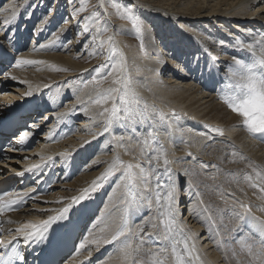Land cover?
Instances as JSON below:
<instances>
[{
    "label": "bare ground",
    "instance_id": "obj_1",
    "mask_svg": "<svg viewBox=\"0 0 264 264\" xmlns=\"http://www.w3.org/2000/svg\"><path fill=\"white\" fill-rule=\"evenodd\" d=\"M149 1H141V6L143 5V8H147L156 14L154 18L156 21L155 30L157 29L158 31H154V29H152V31L145 34V39L147 40L145 50L143 47H138L136 42H132L128 39L123 42L119 41L121 44L118 45L121 47L122 51H124V54H126L125 59L123 58L122 60L123 64H126V67L124 68L126 69L128 67V70L127 72H124L123 70L122 74L118 73L117 75L119 76L121 83H116V89L117 91L119 90V100L117 103L118 112L114 118L113 130L114 133L119 130H124L128 133V135L125 134L128 141L122 144V146H124V144L127 143L128 147H123L124 151L122 153L118 150L116 152L114 151L112 155L105 157L104 160L99 157V154L102 155L103 152L98 154L92 152L99 145L100 147L106 146L108 140L105 139L104 142H102V140H104L106 135L109 133L101 135V137L99 136L100 138L94 139V141L90 140L89 142L88 139H92L94 136L103 131L104 127L102 128V124L105 126L106 123V121L102 120L103 114L105 113L104 109H110L112 106H104L103 104L100 105L101 108L99 107L96 110H94V107V109H87V105L83 104L84 102L81 103L82 100L85 101L87 99L88 104L91 106L97 105L93 104L92 101L100 98V96H93L90 93H77L80 101L74 99L68 100V102H66L67 105L55 112L57 110V104L53 102L56 101L58 103L61 101V94V96H64L67 93V96L70 95L69 92H64V87H66L65 85L73 84L74 87H79L82 86V84H86L88 81V77L86 75L89 71H85L88 67L84 64L85 61H79V55H67L65 53L67 51L64 50L65 46L63 47V45L68 37V33H65L64 35L59 34V39L58 37L53 36L51 38H45L44 36H46L48 30L55 25L56 21H54L55 19L52 20L53 18L50 19L49 22L46 21L47 19H44L40 23L41 26H37L39 29L37 30L38 35L36 34L34 40L28 47L25 44V39L28 36V31L30 29L28 25L32 20L36 19V16L39 15L35 13L31 15L30 18L26 17L27 20L22 22V15L24 11L28 9V5H25L23 12H19L16 15L18 18L16 17L10 24H5V20H11V18H3L6 15L7 10L9 8L12 9V7H10L9 4L8 6L5 4L3 8H0V20L2 22V24L0 23L2 25L0 26V58L4 57V59H0V66L5 67V57L10 56V54L18 49V59L40 60L41 62L45 61L47 64L49 63L48 67L50 68H45L46 71L44 74L38 75L35 80L33 78L31 80L27 73L26 75L17 74L14 80L16 83L14 88L10 86L11 84L6 78L9 74L6 73V75H2V81H0V83L3 84L2 88L6 89V91L11 90L12 94L5 96L6 94L4 95L3 92H1L3 96L0 97V119L2 117H6L9 114L8 112L16 109L14 107L15 104L22 105L28 102L30 104V109L34 110L35 108V110H38L40 108L44 111L43 113H40L39 111L37 115V118H39L38 123H28V126L24 128L23 131L28 127H33L31 129V133L33 135V133H36L40 129H44L45 127L48 132L46 130V132L43 133L45 137H40V140L38 141L40 147L38 146L36 149L24 153L20 152L21 147L17 146L16 150L13 151V153L18 154L21 158L24 157L25 161L23 163L21 162L22 165L16 162L13 156H7V160L2 166L8 167L10 172L5 173V171L0 168V184L4 181L11 180H17V182L21 184L23 183L22 179H25L29 175L37 176L40 173L46 174L49 171L55 174L61 173L62 175H65L68 174L70 169L74 170L76 164L77 167H79L78 162L81 163L84 160L87 161L88 156L96 154V157L94 156L88 159L91 160L90 164L86 165L79 176L76 177V179H73L71 183L58 181L53 185V187L57 190L55 192L53 190V194L32 199L31 202L19 212L4 216L3 230L5 234L12 233V235H18L15 231V229L18 228L17 226L32 222L29 220L31 218L42 219L47 218L48 215H55L58 209L71 203V197L79 195L82 189L88 187L94 179L100 176V174L109 167L110 162H112L115 158L118 157L119 160L124 163H132L134 165L137 163L140 164L141 159L148 162L152 155H157L158 153L155 150L158 148H162V150L166 153L167 158L172 162L174 161V158L176 160L178 155L180 158L181 156H188L191 160L196 162V168H201L202 163L207 165L215 164L217 166L216 168L208 167L204 169L201 168L200 170L210 171L209 175L212 176V179H214V181L209 180V182L206 180V184H208L211 188L216 187L217 193H219L218 196L220 197L225 194V196L234 197L232 198L233 200L248 203L251 206V215L246 219H250L251 223L253 222V224H255L258 222L255 218L264 220V211H261V209H264V199L258 198L260 196L258 188L250 186L252 183L264 184V147L260 143H257L252 138L253 136L251 134H248L238 126L240 124L239 117L231 113L220 101V99H218V90H220L222 94L230 90V83L228 79L225 78L224 83L216 88L208 79L207 72L204 69V66L209 64L212 58H215L221 66L231 64L234 56L242 54L233 47V44L236 43L238 39L242 38L243 43L245 44L253 43L254 39H259V35L254 38L251 34L264 33V15H261V13H264V3H260L259 6H255L257 4V0H162L161 2L166 1V4L171 1L170 4H172L173 8L177 10L171 11L165 8L153 7ZM170 4L168 5L170 6ZM164 21H166L170 27L174 28L173 24L175 22L177 26L175 27L177 30L171 28V34L175 37H171L168 41V36L165 35V33H162V31L165 30L164 26H167L164 25ZM118 24L119 23L116 25L119 29L120 25ZM180 26L189 27L190 33L187 32L188 29L185 28L186 30H184ZM193 26L196 27V30ZM124 30H126V28ZM154 32L156 35H154ZM127 34H130V32ZM159 35L160 38L158 41L157 37H159ZM36 37L38 38V41L35 40ZM121 38L122 40H126V37ZM175 38L177 39L176 41H174ZM53 40L55 42L53 44H49V41ZM155 43L160 45L164 55H170L168 56V61H166V57L162 59L161 51H153ZM180 43L183 44L180 45ZM41 45H45L47 47L41 48ZM184 46L186 49L183 48ZM126 50L129 51V53ZM143 51H145V54H143ZM151 51L155 53H153L154 55L149 58L146 55L151 53ZM247 53L248 49L245 48L244 54ZM260 54L261 50L257 47L254 55L259 57ZM197 60H199V65L196 64ZM174 65H177L176 67L179 69L178 71H176L177 69H174L176 68ZM61 69H66L62 70L64 71L63 81H60L54 74H46L48 71L59 72ZM226 72L227 68H225L224 72L220 73V76L224 78L226 76ZM70 78L71 80L72 78H78V81L84 78V80L82 81L83 83L81 82L79 84L70 83L71 80H68ZM58 80L60 82L56 85L54 81L57 82ZM46 85L49 87H45ZM18 90H24V94L21 96V99H19L18 102L13 101L5 103L8 98L10 100L18 99L19 97L13 96V94L19 92ZM28 91H32L33 95L30 97L26 96L25 93ZM101 91L103 93L105 92V90ZM125 93H127L128 98L127 104H123L120 100V96ZM18 94L21 93L19 92ZM48 96H51V100H46ZM54 97L56 98L55 100ZM114 98L115 97L113 96V99ZM84 108L89 111L90 116L86 115L87 112L85 113V111V115L83 114L84 116H81L80 112ZM126 108L130 110L129 113H126ZM144 108H147V111H144ZM70 109L75 110L69 111ZM154 111H156V114L165 112V117L167 118L164 120L159 119L160 122H157L156 120L158 117ZM173 111L180 117L179 120L170 119ZM61 114L64 115L62 118L58 119V117H61ZM76 115L83 118L78 125L80 130L83 129V127H86V125H94L92 128L96 129L101 128L98 129L97 133L93 134V136H89V138H87L88 136L85 137L86 139L83 141L81 149L69 148L72 144L70 142L66 144L67 147L69 146L68 148L64 146L65 143L60 145H53L54 143L51 144L52 141H57L58 139H63L67 136V133L70 131L69 127H72V121ZM45 117H48V119L45 120ZM44 121L46 122L42 123ZM50 122L52 123L49 125ZM35 125H39V127H36ZM116 125H118L120 129L118 127L114 128ZM203 126L219 127L223 130L224 135L220 136L219 134L213 133L214 139L207 140L197 134V130H203ZM135 130L138 131V135H142L143 133L141 134L140 132L143 131H147V133L151 132L152 135L150 137L145 134L144 137L138 136L135 134ZM130 133H132L131 136ZM159 133H161V138L162 135H167V139L166 137L163 139L168 144L169 149L161 146V141H158L157 139ZM54 138L55 140H53ZM145 139L148 140L147 144L143 143ZM73 142L75 143V140ZM110 142L115 141H111L110 137ZM13 144L16 145L15 143ZM132 147L136 149V152ZM117 149L121 150V144L118 145ZM68 151L70 152L67 153ZM139 151L141 152L140 155L138 154ZM189 153H191V155H188ZM194 157L195 159H193ZM96 160H98V166L97 163H94ZM55 162H57V165L53 166V163ZM33 165H40L41 167L34 169L32 172H27L26 169L31 168ZM140 165L144 170L143 173H141L140 169L134 168L133 177L130 183L128 181H118L117 176H114L110 180L104 182L102 187L91 193L89 199H93V204L96 205L102 200L106 187H108V185H112L111 183L116 180L117 182L114 185L115 192H112L110 198L111 201L107 203V201L103 200L104 207L101 212H108V208L114 203L116 205V203L120 201L121 204L117 206V210L115 212H109L108 214H105L104 212L99 217L103 225L97 228L98 230L96 229V231L92 232L90 241L99 237L110 238L111 234L116 230L117 226L121 223L122 217L124 216L128 217L129 226L131 228V224H133L134 220H136V218H138L144 211L148 199H144L143 204L137 203L135 206L128 207L127 210L124 202L127 199L133 198L139 200L146 195V192L140 189V186L145 184L143 181L144 176H147V183L151 182L153 179L155 186L157 179L159 178V183L163 184L160 189L161 196L163 197L166 195L170 182L168 177L164 175L163 168H156V163L153 161L149 173L147 171V166L145 167L142 164ZM171 165L172 163L170 164V168L173 173L172 181L175 182L180 179V175H178L176 171H173ZM55 167L57 168L55 169ZM99 168L100 170H98ZM85 170L87 171L84 172ZM61 171L65 172L62 173ZM18 173H23V175H18ZM64 181H66V179ZM199 181H201L200 178ZM31 185L30 190H34L35 184ZM120 185H123L121 189H119ZM20 193L23 194L24 192L20 191ZM129 193H131V196ZM178 195L179 197L182 195L180 190H178ZM148 197L150 198V194ZM89 199L84 201L82 205H79L80 209L84 207L82 209V216H85L88 210L87 207ZM116 199H118L117 202ZM57 201H62V203H57ZM207 201L209 203V208L216 204L224 210L225 205L222 203L214 202L215 204H213L212 199H208ZM193 208L198 211V216L195 212V214L188 212L186 215L193 218V220L195 219L197 223L204 221L202 218L208 216V208L203 206L200 202L193 204ZM237 208L241 211L239 204H237ZM237 208L229 206V209L227 210L233 212L237 211L235 210ZM161 211H163L162 208ZM155 213L158 218H160V221L161 219H166L165 217H161L159 215L156 211V207ZM188 216H186V218H188ZM99 218H97L95 224H97ZM205 220L209 224L208 226H213L210 224L211 222L208 218H205ZM8 221L12 222L8 223ZM177 223L179 228L183 230V236L177 235L168 241L161 238L166 233L160 222L156 228L153 227L155 225H153L151 221L147 225L145 224L148 228L147 232L155 234L159 232L158 234L161 236L159 239L160 244L164 245L163 248L168 250L166 251V255L167 257H170L168 258L171 261L170 264H175L172 252L173 245H176L177 251L182 253L183 244L180 243V241H182L185 237L192 236L193 234L198 237V231L194 230L196 232H189L186 229L187 226L182 222V219H180L179 216L177 217ZM85 226H87V224ZM242 228H244V226H242ZM82 230H84V228H82ZM121 240H123V238H121ZM131 240L132 237L129 238L128 242ZM199 241L201 240H195V243L201 264H209L206 262L207 260H204L205 256L203 251L205 249H200ZM191 242L192 241H189L190 244ZM87 243L88 242H85L83 244V248H81L82 244L78 245V253L75 255V259L97 255L100 253L101 248L105 246L102 245L99 249H97L95 244H91L90 250L86 254H83L81 251L84 247H86ZM147 244H153V242L148 241ZM206 245L208 244L206 243ZM121 246L122 245H117V247ZM109 249H114V246L109 244ZM237 249L240 250L241 246L239 245ZM114 251L117 255L114 254L112 260L107 264H125V262L121 259L119 252L115 249ZM140 253L142 252H139V254ZM241 254L246 255L247 252L242 251ZM137 255L138 254H134L133 259L136 258ZM218 256L219 254H217V257ZM219 257H221L220 260L218 258L219 261L216 262L233 264L229 257ZM216 259H214V261ZM140 263L144 264V262H140V260H138L137 264ZM149 263L150 262L146 264ZM150 264L154 263L151 262Z\"/></svg>",
    "mask_w": 264,
    "mask_h": 264
},
{
    "label": "rangeland",
    "instance_id": "obj_2",
    "mask_svg": "<svg viewBox=\"0 0 264 264\" xmlns=\"http://www.w3.org/2000/svg\"><path fill=\"white\" fill-rule=\"evenodd\" d=\"M141 1H145V0H84V11L79 13V15H75L73 13V6L78 7L80 4V0H74V5L70 4L69 0H17V1L0 0V8H3V6L5 4H7V6L9 4V6L12 7V9L9 8L7 10V13L3 19H5L6 17H9V19L11 18V20H12L13 8L16 9L17 14H18L19 12L20 13L23 12L25 5H28V9H26L24 11V13H23L24 16L22 15V19H23L22 22L27 20L26 17L30 18L31 15H33L35 13H37V15H39V16L35 15L36 19L32 20L31 23L28 25L30 28L28 31L29 34L25 39V44L28 47L30 46V44L34 40V37L37 34V30H39L37 26L38 25H39V27L41 26L40 25L41 21L44 19H47L46 21L49 22V20L53 18L52 20L55 19L54 21H56V23L53 27H51L52 29L50 28L48 30V33L44 37L45 38H48V37L51 38L52 36L58 37L59 34L64 35L65 33H68V37L66 38L64 45H63V47L65 46L64 50L67 51L65 53L67 55L68 54L69 55L74 54L76 56L79 55L80 58H78V60L83 61V62L85 61L84 64L88 66L85 71H89V73L86 75L88 77L87 78L88 81L90 80V78L93 75H97L96 69H97V66H100L99 71H100V74L104 77V79L100 80L99 83H87L86 82V84H82V86H79V87H74L73 84L65 85L66 87H64L65 88L64 92H66V93L69 92L70 95L67 96L68 95V93H67L64 96H61L62 95L61 94L60 95V99L62 97L61 101H59L58 103L56 101L53 102V103L57 104V110L55 111V112H57L58 110L62 109L65 105H67L66 102H68V100L74 99V100L80 101L78 96H77L78 94L90 93L93 96H97V97L100 96L101 97L102 95L106 94L108 92V90L116 89V83H114V81L117 78V76H107V72L109 70H111V65L113 63H116L117 61H119L122 65L120 73L122 74L123 70H124V72H127V70H128V67L126 69L124 68V67H126V64H123V60H122L123 58L125 59L126 54H124V51H122L121 47L118 45H120L121 42H123V41H127V39H128V40H131L132 42H136L138 47H143L145 50V48L147 46V43H146L147 40L145 39L146 38L145 34L147 32L152 31V29H154V31L157 30V29L155 30L156 21L154 19L156 14L153 13V11L148 10L147 8H143L142 7L143 5L141 6ZM146 1H149V0H146ZM161 1L162 0H153V1L150 0L149 2L153 7L165 8V9H168L171 11L172 10L177 11L176 9L173 8V5L170 4L171 1L169 3L167 2L168 4H170V6L168 4H166V1L165 2L164 1L161 2ZM159 2H161V3H159ZM124 3H130L131 5H135L136 6L135 13H133V14L125 13L123 11V7H122V5ZM118 4L121 5V7L118 8L117 7ZM130 16L139 17L141 19L139 35L137 34L136 29L133 27L132 19L129 18ZM77 21H79V23H77ZM97 21H99V23H97ZM164 22H165L164 25H167V26H164L165 30L162 31V33H165V35L168 36V38H167V41H168L171 39V37L172 38L175 37L174 35L172 36V34H171L172 33L170 31L171 28L177 30V28H175L177 26H176V22L175 23L173 22L175 24V25L173 24L174 28L170 27V25H168L166 21H164ZM0 23L2 24L1 20H0ZM69 23H72V24H69ZM117 23H119L118 25H120L119 29H118V26L116 25ZM180 27L183 28L184 30L188 29L187 32L190 33L189 27H183V26H180ZM193 27L196 30V27L195 26H193ZM68 28H69V30H68ZM85 28H87V31H84ZM125 28H126V30H124ZM127 31L130 32V34H127L128 33ZM154 35H156L155 32H154ZM121 37H126V40L125 39L122 40ZM59 38L60 37H58V39ZM159 38H160V35H159V37H157L158 41H159ZM35 40L38 41V38L36 37ZM176 40L177 39L175 38L174 41H176ZM101 41H106L107 43L101 45V43H100ZM119 41H121V42H119ZM182 44L183 43H180V45H182ZM154 47L155 48L153 51H161L162 59L166 57L165 59H166V61H168V59H169L168 56H170V55H164V53L162 52L161 47L158 43H155ZM183 48L186 49L185 46ZM127 50H128V48H127ZM153 51H151V53H148L146 56L151 58V56L154 55L153 53H155ZM127 52L129 53V51H127ZM90 53L92 55H90ZM143 54H145V51H143ZM12 59L13 60L8 65L6 70L1 72V73L5 72L4 73L5 75H6V73L9 74V76L6 78L9 81V83L11 84L10 86H12L13 88H14V85H16V83L14 81L15 79H12L11 77H15V76H17V74L26 75V73H27V75L30 76L31 80H32V78L35 80L38 77V75H43L44 72L46 71V69L49 68L48 67L49 63L47 64L45 61H44L45 62L44 63L43 61L41 62L40 60H38L41 62L39 64L21 65V66L17 67L15 65V61L18 59L17 55L15 57H13ZM35 61H37V60H35ZM164 63H165V61H164ZM166 63H168V62H166ZM89 65H90V67H89ZM176 66L174 65V67H176ZM178 68H180V67H178ZM89 69H91V70H89ZM174 69H177V67ZM178 70L179 69H177L176 71H178ZM10 71H12V72H10ZM47 73L54 74L55 76L58 77V79L60 81H63L64 71H62V70L59 72H49L48 71V72H46V74ZM2 77L3 76L0 77V81H2ZM7 80H6V82H7ZM59 80L57 82L54 81L56 83V85H57V83L60 82ZM68 80H71V78ZM83 80H84V78H82V80L80 79L79 81H78V78H75V79L72 78L71 82L70 81L69 82L79 84ZM54 82H53V84H54ZM7 84H8V82H7ZM179 85H181V84H179ZM0 86H1L0 87V89H1L0 90V97H2L3 94L4 95L6 94L5 96L12 94L11 90L6 91V89L2 88V86H3L2 83H0ZM101 90H105V92L103 93ZM118 91L111 93L112 97L113 96L115 97L113 99L114 101L112 99H110L104 104V106H112L113 103H115L117 105L118 100H119V98H118L119 92ZM1 92H3V94ZM4 92H7V93H4ZM19 92L21 94H18ZM19 92L13 94V96L19 97L18 99L10 100L8 98L5 101V103L13 102V101L18 102V100L21 99V96H23L24 90L19 91ZM48 99L51 100V96L50 97L48 96L46 98V100H48ZM55 99L56 98L54 97V100ZM8 100H10V101H8ZM61 102H62V104H61ZM81 103L87 105V109L88 108H90V109L95 108L94 110H96L99 107L101 108L100 105H92L91 106L90 104H88L87 99L85 101L82 100ZM20 105L21 104H19V106ZM14 107L16 108L17 104H15ZM142 107H143V105H142ZM79 110H81V109H79ZM79 110H76V111H79ZM144 111H147V108H144ZM154 112L156 114V111H154ZM160 112H162V111H160ZM85 113L83 110H81V112H80L81 116L83 114L85 115ZM162 113L165 114V112H162ZM78 114H79V112H78ZM86 115L90 116L89 111H87ZM156 115L158 117V119L156 121L160 122V120H159V119H161V118H159L160 113H157ZM107 116H108V114L104 113L102 120L106 121ZM82 119H83L82 117L80 118L77 115L74 116V119L72 121V127H69L70 131L67 133V136L68 135L69 136L68 137L66 136L63 139H58L57 141H52L51 144L54 143L53 145H57V144L60 145L62 143H65L64 146L67 147L66 144L68 142H70L73 145L71 144L72 147L68 146L69 148L81 149L83 141L86 139L85 137L88 136L87 138H89V136H93V134H96L98 129L101 128L100 127L98 129H96V128H92L94 125L93 126L86 125V127H83L84 130L83 129L80 130L78 125ZM51 123L52 122H50L49 125ZM89 126H90V128H89ZM103 127H104V125L102 124V128ZM117 127L119 128L118 125H116L114 128H117ZM65 128H66V126H65ZM46 130L47 129L44 127V129H42V130L40 129V131L38 133L36 132L37 134L35 135V137H36L35 142L32 145V147L29 149H26V150H21L20 152L26 153V152H29L31 150L36 149L40 145L38 142L40 140V137H45L43 133H45ZM135 131H136L135 134L138 135L139 134L138 131L137 130H135ZM47 132H48V130H47ZM113 133H114V130H113V125H112V128H111L109 134H107L106 137L104 138V140H102V142H104L105 139L108 140L106 146L100 147V145H99L92 152V153H96V154L103 152L102 155L99 154V157L102 160H104L105 157L112 155V153L114 151L116 152L118 150L119 152L121 151V153H122L124 151L123 147H128L127 143H125L124 146H122V144L124 142L128 141V139H126V137H125V134L128 135V133L126 131L119 130L118 132H115L114 134ZM140 133L142 134V132H140ZM144 134L147 135V131H143V134L138 135V136L144 137L145 136ZM131 135H132V133H130V136ZM158 135H157L158 136L157 139H158V141H161V143H160L161 146H163V148L166 147V149H169L168 144L163 139L164 137H166V139H167V135L166 136L162 135V138H161V133H159ZM99 136L101 137V135L98 134V135L94 136L92 139L89 138L88 141L89 142H90V140L94 141V139L100 138ZM115 136H120V137L124 138L123 141L121 142V150L117 149L118 145H120V144L116 145L117 143L113 139ZM110 137H111V141L114 140L115 142H110ZM55 138L53 140H55ZM74 140H75V143L73 142ZM166 144H167V146H166ZM132 148H134V147H132ZM135 150L136 149L134 148V151ZM64 152H66V151H64ZM69 152L70 151H68L67 153H69ZM140 153L141 152L139 151L138 154L140 155ZM96 154H93L92 156H88L87 161L84 160L83 162L80 163L82 166H81L80 172L77 175L72 177L70 180L66 179V181H64L65 178L62 177V180L60 182L71 183L73 181V179H76V177L79 176V174L83 171V168L86 165L90 164L91 160H88V159L91 157H94ZM7 156H13L14 160H16V162H18L20 165H22L21 162L23 163L25 161L24 157L21 158L18 154H15V153H7L6 155H2L1 159H0V168H2V170L5 171V173L10 172L8 167L2 166L3 164H5V161L7 160ZM96 162H98V160H96ZM140 164L144 165L145 167L147 166V171L150 173L151 165L149 164V162L144 161V159H141ZM20 165H18V166H20ZM171 166L173 168V171L174 172L176 171L177 174L180 175L179 176L180 177V183L182 184V189H181L182 195L180 196L181 197V199H180L181 204H179V209H178L179 213H181V214L178 216L180 219H182V222L187 226L186 229L189 232L198 231L197 232L198 238L196 240H201V241H199L200 242V249H202V250L205 249L203 251L204 256H205L204 260H207L206 262H208L209 264H223L221 262L218 263L216 261L220 260L221 257H219V256H227L231 259L233 264H255V263H253L252 258L249 255H247V254L242 255L240 253L237 254L238 251H240L242 253V251L244 252L246 250H243L241 248L240 250L235 252L236 249L239 247V245L233 246V244L236 242L231 241L232 244H229L227 241L228 238L230 239L229 236H230L231 229L236 224V220L232 215L233 212L227 210V209H229V206H233L234 208H237V203L235 204L232 202V201H234L232 199L234 197H232V196L228 197V196H225V194L222 196L223 198L218 196L219 193H217L216 187L211 188L205 182L206 180L208 182H209V180L214 181V179H212V176L209 175L210 171H204V170H202L203 172L200 171L201 168L199 166H198L199 168H196V166H197L196 162L191 160L188 156H185V157L181 156V158H180L177 155L176 160L174 158V161L172 162ZM101 168H102V166H101ZM98 170H100V168ZM86 171L87 170H85L84 172H86ZM199 178L201 181H199ZM197 179H198V181H197ZM157 180L159 181V178ZM116 182L117 181L115 180L114 182L111 183L112 185H110V186L108 185V187H106V189L104 191V196H103L102 200L98 203L99 204V210H98L97 217L95 218L94 222H92V223L90 222L89 224H87V233L89 235H88V239H87V237H85V240L87 239V241H84L82 244H84L85 242H88V243H87L86 247H84V249H82V251H81V252H83V254H86L91 248L92 243H90L89 241L92 237V232L96 231L97 228H99V227H101V225H103V223H101V220L99 217L105 212V211L103 213L101 212L103 207H104L103 206L104 201H107V203H109V201H111L110 198H111L112 192H115L114 185ZM147 184L149 187L151 186V188L156 187L153 179L151 180V182H148ZM144 185L140 186V189L144 190L146 192L147 196H149V194H150V198L152 199L153 203H152V206L149 207L148 201H147L144 211L141 213V215L136 220H134L133 224H131V230H132L133 234H135L137 231H139L141 233V235L149 233V232H147L148 228L146 227V225L151 221V223H153V225H155V228H156L160 222V218H158V216L155 213V207H156V206H154L155 205V195L152 192H150V193L147 192ZM161 185H163V184H161ZM122 186L123 185H120L119 189H121ZM51 190L52 191L49 193L50 195L53 194L55 191H57L55 189V187L51 188ZM53 190H54V192H53ZM197 192H199V194H200L199 196L196 195ZM248 192H250V191H248ZM49 194L46 196H49ZM213 195H214V197H213ZM208 199H212L213 204H215L214 202H217V203H222L223 205H225L224 210L221 207L217 206L216 204L212 205V207L209 208V203L207 201ZM214 199H215V201H214ZM199 200L203 201V206H206L208 208V211H207L208 216L207 217L205 216V218H208L211 222L210 224L213 225L214 227L208 226L209 224L206 222L205 218H202V220H204V221H201V223L200 222L197 223V221L195 219L193 220V218H190L188 215H186V214H188V212L189 213L195 212L196 215L198 216V214H197L198 211L193 208V204H195L196 202H200ZM117 201H118V199H116V202ZM120 204H121L120 201L117 202L116 205H115V203L112 204L108 208V212H105V214H108L109 212H115L117 210V206H119ZM235 210L239 211L238 208ZM186 216H188V218H186ZM97 218H99V220H98L97 224H95V221L97 220ZM43 219H46V218H42V219L31 218L29 220L34 221V220H43ZM29 223H35V222H29ZM21 225H23V224H21ZM21 225H19V226H21ZM194 230H196V231H194ZM158 233H156V234L153 233V236L157 237V239L159 241L161 236ZM161 238H163V237H161ZM130 243H132L133 248H136L138 245H140V240H139V238L135 237V235H133ZM147 243L148 242H146L142 246H140L139 252H142V253L138 254L136 256V258H134L136 261L140 260V262H144V264H146L148 262H150V263L153 262L154 264H156V260L158 259V260L162 261L163 264H170L171 261L168 259L170 257H167V255H166L167 254L166 251H168V250L166 248H163L164 245H162L160 243L157 245L147 244ZM206 243L208 245L210 243V245L208 246V245H206ZM157 247H159V248H157ZM76 248L78 249V246H76ZM152 248H154V249H152ZM212 248H213V250H212ZM161 249H163V252L161 251ZM109 253H111V255H109ZM109 253H108V255H107V252L105 254H101V257H99L97 261L94 260L93 264H107L109 261L112 260V257H114V254H115L114 249H109ZM233 253H235V255ZM217 254H219L218 257H217ZM115 255H117V253ZM208 256H210V257H208ZM86 258H91V257H85L82 259H86ZM139 258H142V259H139ZM218 258H219V260H218ZM214 259H216V260L214 261ZM168 260H169V262H168ZM248 260H250V261H248Z\"/></svg>",
    "mask_w": 264,
    "mask_h": 264
},
{
    "label": "snow or ice",
    "instance_id": "obj_3",
    "mask_svg": "<svg viewBox=\"0 0 264 264\" xmlns=\"http://www.w3.org/2000/svg\"><path fill=\"white\" fill-rule=\"evenodd\" d=\"M70 4L74 5V0H69ZM260 3H264V0H257V4L255 6H259ZM117 7H121V5H117ZM123 11L128 14H133L136 11V6L131 5L130 3H124L122 5ZM84 11V0H80V4L78 7L73 6V13L75 15H79V13ZM17 15V11L13 8L12 11V20L15 19ZM264 15V13H261ZM132 19L133 27L136 29L137 34L140 33V25L141 19L139 17L130 16ZM12 20H5V24H10ZM79 23V21H77ZM99 23V21H97ZM87 31V28L84 29ZM255 38L259 35V39H254L253 43H243V39H238L236 43L233 44V47L240 53L241 55H237L233 57L231 64H227L225 66H221L215 58H212L209 64L204 66V69L207 72L208 79L213 83V86L218 88L219 85L224 83V79L227 78L230 83V90L222 94L220 90L217 91L218 99L226 106V108L233 114H235L240 119V124L238 125L248 134H251L253 137H264V33L251 34ZM55 41H49V44H53ZM101 45L107 43L106 41H101ZM142 46V45H141ZM47 46L41 45V48H45ZM259 47L261 50V54L259 57L255 56L254 53L256 48ZM248 49V53L244 54V50ZM90 55H92L90 53ZM41 63L40 61L35 60H27V59H17L15 61V65L17 67L21 65H35ZM196 64L199 65V60L196 61ZM122 65L119 61L113 63L111 65V70L107 72V76H117L118 73L121 72ZM227 68L226 76L222 78L220 76L221 72L225 71ZM100 66H97L96 72L97 75H93L87 83H99L100 80L104 79V77L100 74ZM66 70V69H61ZM15 79V77H11ZM114 83H121L119 76H117ZM49 87V86H45ZM117 89H110L100 98L92 101L93 104L103 105L108 100L113 99L111 93L116 92ZM26 96H32V91H28L25 93ZM120 100L123 104L128 103L127 93L122 94L120 96ZM147 107V106H145ZM75 109H70L69 111H74ZM87 112V109H82ZM126 113H129V109H125ZM104 112L108 114L105 126L100 135H104L110 132L112 125L114 123V118L118 112V106L113 103L112 107L105 108ZM103 114V113H102ZM64 114H61L62 118ZM161 120L166 119L164 113H160ZM45 120L48 117L44 118ZM171 120H179L180 117L173 111L170 117ZM39 127V125H35ZM213 133L219 134L220 136L224 135V132L219 127H208L203 126V130H197V134L201 137H204L207 140H213ZM32 135L31 131H25L23 135L19 137V143L21 145L25 144V142ZM152 133L148 132L147 136H151ZM117 144H121L123 141V137L115 136L113 138ZM144 144L148 143V140L145 139L143 141ZM158 154L152 155L149 159V164L151 165L153 161L156 162V168H163L164 175H166L169 179V185L166 191V195L161 196L160 189L162 185L157 180L156 187L151 188L147 184V176L143 177V181L145 183V188L147 192H152L155 195V206L156 211L159 213L161 217H165L166 219H161L160 223L163 225L165 230V235L163 236V240L168 241L175 236H183V230L179 228L177 223V217L181 213H179V195H178V185L172 181V170L170 168V161L166 153L162 150V148H158L155 150ZM188 155H191L189 153ZM195 159V157L193 158ZM162 161V163H161ZM97 163V162H94ZM98 166V163H97ZM40 165H33L31 168L26 169L27 172H32L34 169L40 168ZM216 168L215 164L207 165L201 164V168ZM137 168L141 170L143 173L142 166L132 163H124L120 161L119 158H115L112 162H110L109 167L100 174L96 179H94L91 184L82 189L77 196L71 197V203L67 204L65 207H62L57 210L55 215H48L46 219L40 220L36 223H25L21 227L15 229L16 233L19 237H22L25 244L32 241H43L48 240L51 242V237L49 235L50 231L53 229L55 225H59L63 228L74 229L75 223L72 219V212L74 205H82L84 201L89 199L91 193L95 192L97 189L103 186V183L110 180L112 177L117 176L118 181H128L129 183L133 177V169ZM119 174V175H117ZM18 175H23V173H18ZM253 188H258L260 192V196L258 198L264 199V184H250ZM32 192H24L17 196L16 199H11L8 201H3L0 198V214H2L5 209L13 210L19 209L26 202V199L32 196ZM131 196V193H129ZM199 196V192L196 193ZM223 198V197H222ZM148 199V206H152V199L148 196H144L143 198L137 200L127 199L125 200L126 210L128 207L135 206L137 203L143 204V200ZM163 200V203H162ZM57 203H62V201H57ZM203 204V201H200ZM233 203L239 204V208L241 211H233L232 215L236 220L235 226L230 231V237L235 234L237 231H242V224L247 223V217L251 215V206L248 203L241 202L238 200H234ZM161 208L163 211H161ZM264 211V209H261ZM258 222L249 228L248 232H244V234L237 241L243 250H246L247 254L252 258V261L255 264H264V220H259V218H255ZM12 221H8L11 223ZM63 222V223H61ZM155 227V226H153ZM139 238L140 245L136 248H133L132 243L128 242L130 237ZM123 238V240H121ZM157 238L153 236V233L149 232L144 235H141L139 231L133 234L129 222L128 217L124 216L121 219V223L117 226L116 230L111 234L110 238L108 237H99L92 239L90 243L95 244L97 249L102 245L112 244L114 249L119 252L121 259L125 262V264H137V261L133 259L134 254H139L140 246L144 243ZM198 237L193 234L192 236L185 237L180 243L183 244V252H178L176 245H173L172 252L175 260V264H201L200 257L197 253L195 240ZM17 239V237H13V240ZM189 241H192L191 244ZM117 245H122L121 247H117ZM83 248V244L81 245ZM0 249H10L9 251L0 252V264H26L27 256L22 254L21 251H18L17 247L12 244L11 241H3L0 240ZM163 252V249H161ZM235 255V253H233ZM111 255V253H109ZM156 264H163L162 261L156 260Z\"/></svg>",
    "mask_w": 264,
    "mask_h": 264
}]
</instances>
